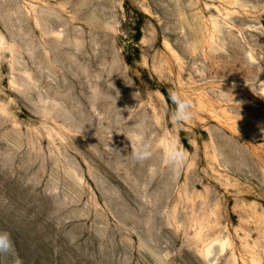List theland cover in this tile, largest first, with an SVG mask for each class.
<instances>
[{"label": "rangeland", "instance_id": "obj_1", "mask_svg": "<svg viewBox=\"0 0 264 264\" xmlns=\"http://www.w3.org/2000/svg\"><path fill=\"white\" fill-rule=\"evenodd\" d=\"M0 232L24 264H264V0H0Z\"/></svg>", "mask_w": 264, "mask_h": 264}, {"label": "clouds", "instance_id": "obj_2", "mask_svg": "<svg viewBox=\"0 0 264 264\" xmlns=\"http://www.w3.org/2000/svg\"><path fill=\"white\" fill-rule=\"evenodd\" d=\"M175 105V109L171 113V120L174 124H181L192 119L193 102L190 98H182L176 90H169V97ZM141 125H137L140 128ZM131 142V151L127 156H130L136 162H144L151 159L153 155V145L146 141L143 137L137 136L135 142ZM164 163L171 167L173 171H179L183 167L187 157L184 150L179 146H169L164 151ZM11 257V264H24L22 258L15 251L14 241L10 233L0 232V260Z\"/></svg>", "mask_w": 264, "mask_h": 264}, {"label": "trees", "instance_id": "obj_3", "mask_svg": "<svg viewBox=\"0 0 264 264\" xmlns=\"http://www.w3.org/2000/svg\"><path fill=\"white\" fill-rule=\"evenodd\" d=\"M127 3H128V0H127ZM140 15H141V17L145 16L142 12H140ZM137 21L138 22L135 25L136 34L133 36V39H132V40H134L136 42L141 39V33H142L141 32V27H142V24H143V18L138 19ZM128 49L129 50L127 51V55H126L127 62L131 63V60L134 57H136L137 59L140 58V50L136 46H130ZM146 79H148V81L150 83H154V81L148 76V74L146 75ZM159 90L165 96V98H166L167 102L169 103V105L175 109V105L168 98L169 97V91L167 89H165V88H159ZM184 141H186V140L184 139Z\"/></svg>", "mask_w": 264, "mask_h": 264}]
</instances>
